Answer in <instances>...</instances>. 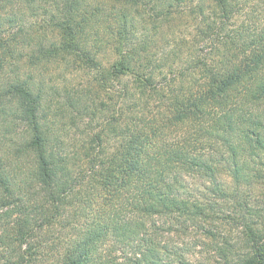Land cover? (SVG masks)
Wrapping results in <instances>:
<instances>
[{
  "label": "trees",
  "instance_id": "obj_1",
  "mask_svg": "<svg viewBox=\"0 0 264 264\" xmlns=\"http://www.w3.org/2000/svg\"><path fill=\"white\" fill-rule=\"evenodd\" d=\"M0 264H264V0H0Z\"/></svg>",
  "mask_w": 264,
  "mask_h": 264
},
{
  "label": "rangeland",
  "instance_id": "obj_2",
  "mask_svg": "<svg viewBox=\"0 0 264 264\" xmlns=\"http://www.w3.org/2000/svg\"><path fill=\"white\" fill-rule=\"evenodd\" d=\"M77 134H78V135H77ZM76 136H80V133L77 132V133H76ZM210 258H211V257H210Z\"/></svg>",
  "mask_w": 264,
  "mask_h": 264
}]
</instances>
